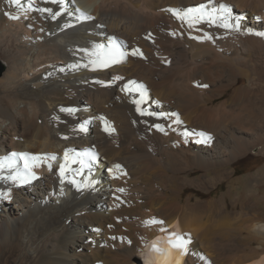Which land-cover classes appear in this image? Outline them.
Segmentation results:
<instances>
[{"label": "bare ground", "instance_id": "6f19581e", "mask_svg": "<svg viewBox=\"0 0 264 264\" xmlns=\"http://www.w3.org/2000/svg\"><path fill=\"white\" fill-rule=\"evenodd\" d=\"M28 2L0 0V155L29 150L46 162L95 145L106 183L98 193L94 177H66L59 160L35 165L30 185L0 180V264H142L158 234L191 240L184 259L166 240L178 257L166 264H264V164L246 175L236 167L250 155L264 162V0H32L24 12ZM227 3L239 30L219 19L189 27L169 11ZM76 8L93 19L77 24ZM112 35L130 54L93 76L85 49ZM137 79L151 91L145 115L126 90ZM73 105L84 109L62 111ZM92 115L81 134L77 123Z\"/></svg>", "mask_w": 264, "mask_h": 264}, {"label": "snow or ice", "instance_id": "6c2138e0", "mask_svg": "<svg viewBox=\"0 0 264 264\" xmlns=\"http://www.w3.org/2000/svg\"><path fill=\"white\" fill-rule=\"evenodd\" d=\"M9 2L13 5H16L17 7H22L21 0H9ZM53 3H63V0H52ZM209 3H212V0H209ZM32 9V0H29L28 7L24 8L23 11L27 12ZM42 11L51 12V9H42ZM174 15L177 16L178 19L182 21H186L188 23L189 27H192L194 23H200L201 21H207L209 24L215 23L217 19L221 21L220 26L224 27L226 29L235 28L236 30L240 29L239 21L236 20L235 23L232 21L231 16V6L226 4H220L218 7H212L209 8L205 4H201L194 8H188L186 10L180 11L176 9H169ZM56 15H59L57 13ZM11 19H19V16L10 15ZM55 18V16L53 17ZM93 19V17L88 16L86 13L81 12L80 16L78 17V20H90ZM69 27L72 25H68ZM257 35L264 37V33H257ZM198 38V37H197ZM208 39H212L211 36L207 37ZM87 51V50H85ZM132 55H142L139 50H135L131 53ZM90 55L94 56L95 59L90 61L94 66L98 67H108L111 64L119 63L121 60L125 59L128 55L127 52L121 51L120 47L113 43L110 47H106L103 44L96 45L95 51L90 53ZM76 67V66H73ZM129 84L135 85L136 87H128L126 86V90L129 92L138 91L140 89H144V85L137 84L136 81H130ZM207 87V85H204ZM144 99V93H140V99L134 100V103L137 104L138 108L137 110L140 111L139 105ZM62 111H71V110H65L62 109ZM103 119V118H101ZM158 129L163 131V128L160 125H155ZM81 130H85L86 128H81ZM108 131V129H105ZM111 131H114L112 129ZM201 136H206L205 133H200ZM208 139H211V137H208ZM39 159L38 157H29V154L27 153H12L10 157L5 158L4 160H0V173H2L5 169L9 170V175L6 177L3 175H0V180L7 179L12 181L13 183H28L31 179L35 178V174L31 171L32 165L29 163L30 160H36ZM52 159H55V157H52ZM65 159L67 160V153L65 154ZM91 159H95V156L93 155ZM23 160V167L20 166V161ZM81 164H83V161H80ZM50 167V166H49ZM120 165H116V168H119ZM64 169L61 168V174H63ZM119 191L123 192V189H119ZM4 194L0 193V197H3ZM11 193H8V197L10 198ZM151 223L154 224H161L163 225V221H157L153 220ZM161 231H165L164 228L160 229ZM172 236H175V239H172ZM113 239H116L113 237ZM123 239V238H121ZM169 242L172 244L173 247L177 249H181L185 254H188V245L191 243L190 237L188 239H185L184 236H178L176 234H170ZM155 251H161V249L156 248L154 246Z\"/></svg>", "mask_w": 264, "mask_h": 264}, {"label": "rangeland", "instance_id": "374dc122", "mask_svg": "<svg viewBox=\"0 0 264 264\" xmlns=\"http://www.w3.org/2000/svg\"><path fill=\"white\" fill-rule=\"evenodd\" d=\"M0 69L4 70V61L1 58H0ZM242 160L243 161H239L236 164V167L238 166L237 168L239 169L238 171L239 175L255 173L258 170H260L264 164V162H262V160L259 157H256L254 155H250ZM227 189H228V184L227 183L222 184L216 190L212 192V196L220 197L222 192ZM190 192L192 193V191L189 189L187 193H190Z\"/></svg>", "mask_w": 264, "mask_h": 264}, {"label": "water", "instance_id": "95a60500", "mask_svg": "<svg viewBox=\"0 0 264 264\" xmlns=\"http://www.w3.org/2000/svg\"><path fill=\"white\" fill-rule=\"evenodd\" d=\"M1 73H2V69H0V75H1Z\"/></svg>", "mask_w": 264, "mask_h": 264}]
</instances>
